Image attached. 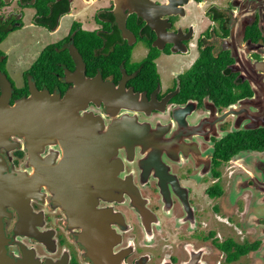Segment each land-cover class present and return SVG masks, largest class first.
Here are the masks:
<instances>
[{
    "label": "flooded vegetation",
    "instance_id": "af4514ba",
    "mask_svg": "<svg viewBox=\"0 0 264 264\" xmlns=\"http://www.w3.org/2000/svg\"><path fill=\"white\" fill-rule=\"evenodd\" d=\"M0 72L123 99L0 147V264H264V0H0Z\"/></svg>",
    "mask_w": 264,
    "mask_h": 264
},
{
    "label": "water",
    "instance_id": "95a60500",
    "mask_svg": "<svg viewBox=\"0 0 264 264\" xmlns=\"http://www.w3.org/2000/svg\"><path fill=\"white\" fill-rule=\"evenodd\" d=\"M73 55L77 58L78 54L73 52ZM76 79H78L76 81L77 88L66 95L63 100L59 95H52L49 91H39L35 84L31 83V97L11 105L14 88L8 77L0 72V147L8 146L12 136L24 135L22 130L24 128L28 130L30 123L35 121L36 113L40 114L42 122H49V119L50 121H65L71 117H68L67 113L71 106L82 100L85 103L87 100H97L99 97L109 103L107 101L109 96L115 105H119L123 101L122 96L119 97L115 92L110 93L107 89H103L96 80L87 81L84 80V77H76ZM50 107H55V109ZM84 120L93 121L91 118H84ZM144 137L145 135H142V138ZM1 179L2 177H0V185ZM12 184L9 181L8 185Z\"/></svg>",
    "mask_w": 264,
    "mask_h": 264
},
{
    "label": "rangeland",
    "instance_id": "374dc122",
    "mask_svg": "<svg viewBox=\"0 0 264 264\" xmlns=\"http://www.w3.org/2000/svg\"><path fill=\"white\" fill-rule=\"evenodd\" d=\"M32 40H34V39L31 37V35H29V32H27V31L21 32L20 34L18 32L17 34H12L9 36L5 46H9V45L18 46V45H20L16 49V54L15 53L13 54V59H12L13 64L17 63L18 57L21 54H23L26 50H28L26 48L32 47V45H33ZM24 44L26 45V48L23 47ZM26 66L27 65L25 64L24 66L21 67V69L26 68ZM10 72L12 74L11 78L13 79L15 85L17 87H21V84H23V77H20L15 71H14V73H12L11 69H10ZM201 182H203V180H201ZM204 182H206V180Z\"/></svg>",
    "mask_w": 264,
    "mask_h": 264
},
{
    "label": "trees",
    "instance_id": "16d2710c",
    "mask_svg": "<svg viewBox=\"0 0 264 264\" xmlns=\"http://www.w3.org/2000/svg\"><path fill=\"white\" fill-rule=\"evenodd\" d=\"M40 79L43 81V80L55 79V77H40Z\"/></svg>",
    "mask_w": 264,
    "mask_h": 264
}]
</instances>
